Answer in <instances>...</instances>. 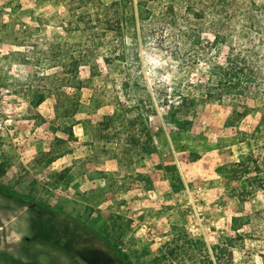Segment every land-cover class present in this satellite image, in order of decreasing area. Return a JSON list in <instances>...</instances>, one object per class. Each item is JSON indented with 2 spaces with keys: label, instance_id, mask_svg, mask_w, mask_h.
<instances>
[{
  "label": "rangeland",
  "instance_id": "obj_1",
  "mask_svg": "<svg viewBox=\"0 0 264 264\" xmlns=\"http://www.w3.org/2000/svg\"><path fill=\"white\" fill-rule=\"evenodd\" d=\"M199 1L0 0V264H227L228 235L264 264V193L220 171L264 94L237 126L227 102L169 106L198 75L165 46Z\"/></svg>",
  "mask_w": 264,
  "mask_h": 264
},
{
  "label": "trees",
  "instance_id": "obj_2",
  "mask_svg": "<svg viewBox=\"0 0 264 264\" xmlns=\"http://www.w3.org/2000/svg\"><path fill=\"white\" fill-rule=\"evenodd\" d=\"M195 5L209 7L210 11L193 7L191 17L195 22L183 16L184 29L178 33L171 31L165 47L176 50L181 38L187 47L182 53L183 62L195 70L198 77L195 81L175 86L173 93L178 100L169 106L190 114L199 103L227 102L235 108L229 121L232 126H237L247 115V99L264 94V0H202L192 2V6ZM167 19V25L172 29L176 19L173 16ZM122 21L117 14L112 20L119 38ZM125 21L128 25L127 19ZM116 118L112 114L104 117L103 122L112 125ZM180 124L187 128L191 122L182 120ZM240 133L242 141L248 142V151L220 171L228 181L239 182V188L232 194L245 201L259 192L264 193V116L251 132ZM145 136L149 139L148 134ZM235 237L228 235L223 240L227 264H237L232 250ZM211 249L220 263L217 252L220 245L214 244ZM117 251L127 260L121 250Z\"/></svg>",
  "mask_w": 264,
  "mask_h": 264
}]
</instances>
